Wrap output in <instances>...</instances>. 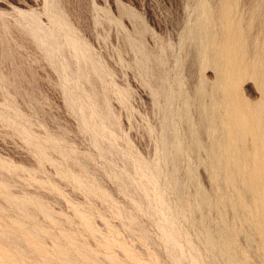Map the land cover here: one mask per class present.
I'll return each instance as SVG.
<instances>
[{"label":"rangeland","instance_id":"374dc122","mask_svg":"<svg viewBox=\"0 0 264 264\" xmlns=\"http://www.w3.org/2000/svg\"><path fill=\"white\" fill-rule=\"evenodd\" d=\"M202 2L218 9V0H0V231L10 232L0 235V248L7 254L62 264L55 248L69 247L77 264H109L110 255L127 264H221L199 221L205 214L217 230L218 212L227 210L181 204L193 202L198 186L212 201L216 191L205 149L185 148L188 123L199 116L196 87L214 79L185 36ZM249 2L239 0L244 26ZM256 29L255 22L250 32ZM45 31L55 37H38ZM240 89L259 97L252 79ZM201 139L207 142L204 133ZM172 141L181 145L176 157ZM250 249L249 264H262Z\"/></svg>","mask_w":264,"mask_h":264},{"label":"bare ground","instance_id":"6f19581e","mask_svg":"<svg viewBox=\"0 0 264 264\" xmlns=\"http://www.w3.org/2000/svg\"><path fill=\"white\" fill-rule=\"evenodd\" d=\"M212 3L211 6H213ZM209 4L204 2L199 4L196 18L185 32V36L195 44L202 65H210L214 70V79L210 86L206 85L204 79H202L196 87L195 98L193 100L198 108L199 116L196 120L189 121L188 123L190 142L185 148L188 153L195 152L200 148L205 149L207 157L206 163L210 167V172L212 174L211 179L215 184L216 191L215 194H213L215 197L212 201L208 194L198 186L193 202H188V204H186L187 202H181V204L187 205L190 209L197 207L206 208L214 204L225 207L227 210H219L216 218L217 230L210 223V220L205 214H202L199 221L201 235L205 241L204 243L207 244L206 247H208L210 253L215 256L214 258L216 261H221V264H249L250 258L247 250H251L250 247H253L261 257L260 260L262 264H264V0H250L249 6L247 7L248 17L245 26L241 23L242 17L239 7L242 4H239V0H218V9L215 13ZM58 22L59 24L62 23L61 20ZM255 22L259 26V29H256L257 32L252 33L250 32L251 26ZM55 24H57V22ZM66 30L70 32L68 27H66ZM38 37L46 38L55 36L53 32L45 31ZM246 37H251L249 39L252 45L250 52H248L246 48ZM69 44H71L75 50L81 51L80 54L82 58L88 59L82 44L75 38L71 37ZM56 48L58 47L56 46ZM245 78L254 80L259 92V97L257 99L250 100L241 91L240 86ZM187 104L188 103H186V105ZM164 128H170L168 120L165 121ZM203 133L206 135L207 142L205 140V142H203L201 139ZM177 135L179 136L180 134ZM163 142L165 147H167L170 143L169 137L166 136ZM171 146L173 149V157H176L181 145L178 141H172ZM203 155L204 154H202V156ZM168 180L174 189L178 190L180 188L181 185L176 174H171ZM9 200L20 209L28 207V203L24 199L10 198ZM90 219L88 220L87 217L83 216V220L87 227L94 230L90 223ZM26 221H28L27 218ZM24 223L27 224V222ZM11 225L10 222V226ZM9 234V231H0V235L7 236ZM57 238L59 237L57 236ZM166 238V240L170 239L169 234L166 235ZM239 238L243 241V245L241 244L242 246L238 243ZM15 239L17 242L21 241V238L18 236H16ZM54 242L57 241L54 240ZM57 243H59V241ZM67 248L69 249V247ZM55 249L57 253L55 254L62 259V264H77L70 257L68 253L70 251H68V249L65 250L60 247H56ZM33 250L35 251L36 248L33 247ZM38 251L41 252L42 250ZM81 251L86 254V257L95 256L96 254L94 252L85 251L83 248H81ZM74 252L76 253V251ZM108 257L109 264L128 263L124 262L123 258V260H119L112 255ZM80 259L82 258L80 257ZM50 261L48 257L41 259L42 264H50ZM22 262L17 261L13 256L7 254L6 251L0 248V264H26ZM29 263L30 262H28V264Z\"/></svg>","mask_w":264,"mask_h":264}]
</instances>
